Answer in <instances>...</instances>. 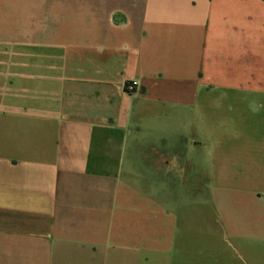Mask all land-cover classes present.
<instances>
[{
    "label": "crops",
    "instance_id": "1",
    "mask_svg": "<svg viewBox=\"0 0 264 264\" xmlns=\"http://www.w3.org/2000/svg\"><path fill=\"white\" fill-rule=\"evenodd\" d=\"M0 264H264V1L0 0Z\"/></svg>",
    "mask_w": 264,
    "mask_h": 264
},
{
    "label": "built area",
    "instance_id": "2",
    "mask_svg": "<svg viewBox=\"0 0 264 264\" xmlns=\"http://www.w3.org/2000/svg\"><path fill=\"white\" fill-rule=\"evenodd\" d=\"M136 87H137V82L136 81H131V82H128L127 84H125V90L127 92L134 91Z\"/></svg>",
    "mask_w": 264,
    "mask_h": 264
},
{
    "label": "trees",
    "instance_id": "3",
    "mask_svg": "<svg viewBox=\"0 0 264 264\" xmlns=\"http://www.w3.org/2000/svg\"><path fill=\"white\" fill-rule=\"evenodd\" d=\"M264 1V0H263Z\"/></svg>",
    "mask_w": 264,
    "mask_h": 264
}]
</instances>
